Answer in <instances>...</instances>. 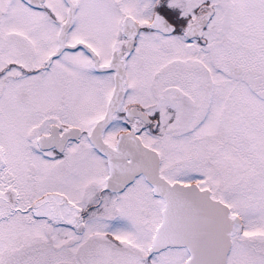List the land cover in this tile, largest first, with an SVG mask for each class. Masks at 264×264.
<instances>
[{
	"label": "snow or ice",
	"instance_id": "obj_1",
	"mask_svg": "<svg viewBox=\"0 0 264 264\" xmlns=\"http://www.w3.org/2000/svg\"><path fill=\"white\" fill-rule=\"evenodd\" d=\"M0 264H264V0H0Z\"/></svg>",
	"mask_w": 264,
	"mask_h": 264
}]
</instances>
